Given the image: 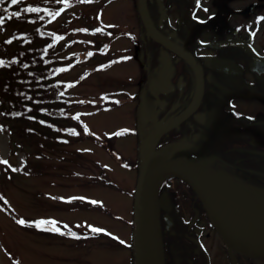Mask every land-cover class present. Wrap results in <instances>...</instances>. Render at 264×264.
Masks as SVG:
<instances>
[{"label": "rangeland", "instance_id": "obj_1", "mask_svg": "<svg viewBox=\"0 0 264 264\" xmlns=\"http://www.w3.org/2000/svg\"><path fill=\"white\" fill-rule=\"evenodd\" d=\"M23 2L47 10L41 28L53 33L68 103L64 117L51 119L54 126L0 110V264H133L138 189L136 163L132 169L128 161L136 159L137 139L129 131L136 71L120 55L131 45L129 35L102 28L105 19H131L133 9L127 0ZM34 27L0 24V53L14 30ZM105 45L107 54L100 50ZM41 221H55L60 231ZM210 240L213 253L217 239Z\"/></svg>", "mask_w": 264, "mask_h": 264}, {"label": "flooded vegetation", "instance_id": "obj_2", "mask_svg": "<svg viewBox=\"0 0 264 264\" xmlns=\"http://www.w3.org/2000/svg\"><path fill=\"white\" fill-rule=\"evenodd\" d=\"M127 1L131 19H105L102 28L130 37L120 55L136 71V159L129 161L136 178L144 168L141 140L162 130L155 152L185 144L189 150L169 153L264 189V0ZM164 182L160 194L169 195L173 220L167 228L161 208L169 264H264V255L241 253L223 238L189 182Z\"/></svg>", "mask_w": 264, "mask_h": 264}, {"label": "trees", "instance_id": "obj_3", "mask_svg": "<svg viewBox=\"0 0 264 264\" xmlns=\"http://www.w3.org/2000/svg\"><path fill=\"white\" fill-rule=\"evenodd\" d=\"M45 12L46 8L23 0L15 4L0 0V24L21 21L36 27L31 31L14 30L4 39L12 49L5 46L0 53V110L12 119L43 124L49 119V125L54 126L51 119L65 116L68 99L58 77L63 65L54 62L52 54L53 33L41 28Z\"/></svg>", "mask_w": 264, "mask_h": 264}, {"label": "water", "instance_id": "obj_4", "mask_svg": "<svg viewBox=\"0 0 264 264\" xmlns=\"http://www.w3.org/2000/svg\"><path fill=\"white\" fill-rule=\"evenodd\" d=\"M161 132L162 130H153L141 141L144 168L137 195L136 264H165L158 192L163 179L168 176L181 177L193 186L199 197L204 201L215 227L233 248L249 255H264V237L258 238L246 233L227 215L221 197L203 174L202 165L169 153L180 148L189 150L185 144H173L157 152L154 151V143L158 140ZM151 157H154V160ZM250 189L264 193V190L261 189ZM231 199L243 215L246 204L237 197ZM160 205L167 210L165 213V218L168 221L167 228H171L173 220L169 215L170 200L168 194L163 193L160 195ZM158 239L161 240L162 244L163 256L160 260L157 255Z\"/></svg>", "mask_w": 264, "mask_h": 264}, {"label": "bare ground", "instance_id": "obj_5", "mask_svg": "<svg viewBox=\"0 0 264 264\" xmlns=\"http://www.w3.org/2000/svg\"><path fill=\"white\" fill-rule=\"evenodd\" d=\"M118 130L116 131V135L118 133ZM202 172L205 175V177L208 179L210 184L213 186L215 191L221 197L222 204H223V207L227 215L232 220H234L246 233L256 236L258 238L264 237V193H259V192L254 191L253 189L240 186L239 183L233 182L230 179L222 177L220 175H216L211 170L203 169ZM171 177H176V176H168V178H171ZM139 185L137 187L138 191H139ZM163 193L167 194L166 191H163L161 195ZM234 197L239 198L242 202L246 204L245 206L246 210L243 213V215L242 213H240L239 209L235 207L231 199ZM158 203L160 206V210L161 208H163V210L167 211L163 206L160 205L159 195H158ZM170 210H171V206H170ZM163 253L165 256L166 246L164 245V243H163ZM157 255H158L159 260L161 256H163L162 255V244H161L160 239H158L157 241ZM133 264H136L135 254L133 258Z\"/></svg>", "mask_w": 264, "mask_h": 264}, {"label": "snow or ice", "instance_id": "obj_6", "mask_svg": "<svg viewBox=\"0 0 264 264\" xmlns=\"http://www.w3.org/2000/svg\"><path fill=\"white\" fill-rule=\"evenodd\" d=\"M17 2V0H12V3L15 4ZM0 23H2V21H0ZM92 203H96L95 201H93ZM20 223H24V221H20ZM41 223H51L53 225V229L56 230V231H59L58 228H55V224L56 222L55 221H41ZM65 227H67V225H65ZM93 232H101L103 231L102 229H99V228H92L91 229Z\"/></svg>", "mask_w": 264, "mask_h": 264}]
</instances>
